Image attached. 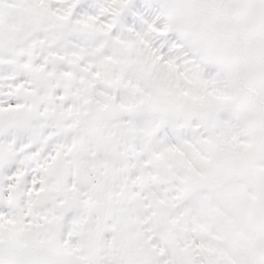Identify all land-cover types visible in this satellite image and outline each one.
Returning <instances> with one entry per match:
<instances>
[{"label": "snow or ice", "instance_id": "snow-or-ice-1", "mask_svg": "<svg viewBox=\"0 0 264 264\" xmlns=\"http://www.w3.org/2000/svg\"><path fill=\"white\" fill-rule=\"evenodd\" d=\"M0 264H264V0H0Z\"/></svg>", "mask_w": 264, "mask_h": 264}]
</instances>
